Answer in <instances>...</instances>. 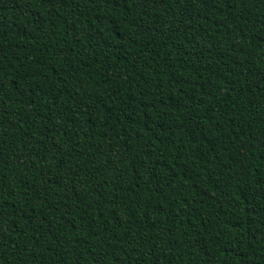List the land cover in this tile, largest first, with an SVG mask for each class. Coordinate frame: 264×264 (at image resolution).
Masks as SVG:
<instances>
[{
	"label": "trees",
	"instance_id": "16d2710c",
	"mask_svg": "<svg viewBox=\"0 0 264 264\" xmlns=\"http://www.w3.org/2000/svg\"><path fill=\"white\" fill-rule=\"evenodd\" d=\"M0 264H264V0H0Z\"/></svg>",
	"mask_w": 264,
	"mask_h": 264
}]
</instances>
